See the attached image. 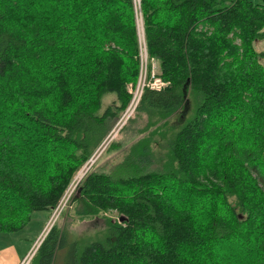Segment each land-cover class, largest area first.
Wrapping results in <instances>:
<instances>
[{
  "label": "trees",
  "instance_id": "1",
  "mask_svg": "<svg viewBox=\"0 0 264 264\" xmlns=\"http://www.w3.org/2000/svg\"><path fill=\"white\" fill-rule=\"evenodd\" d=\"M134 4L0 0V232L50 219L128 106ZM139 6L165 85L144 88L131 122L148 117L138 135L162 123L77 185L78 214L106 229L74 243L70 264H264V0ZM187 102L190 117L167 123ZM64 238L53 224L30 264H54Z\"/></svg>",
  "mask_w": 264,
  "mask_h": 264
},
{
  "label": "rangeland",
  "instance_id": "2",
  "mask_svg": "<svg viewBox=\"0 0 264 264\" xmlns=\"http://www.w3.org/2000/svg\"><path fill=\"white\" fill-rule=\"evenodd\" d=\"M251 1H253L254 3L262 2V0ZM136 2H139L140 4V0H134L137 32L140 41L143 38L142 35L144 34L143 20L140 6L137 5L136 7ZM255 48L258 51L263 50L264 43L256 42ZM142 58L143 60L140 65V70H142V72L140 71L141 79L144 78L145 70L149 69L150 62L152 68L156 69V72L159 71V64L157 61H150L148 56L146 58L144 52L142 53ZM114 100V94H108L107 96H105L103 100L104 108L109 104L113 103ZM183 106L184 108L175 112L167 118V123L171 122L173 126H179L180 123L190 117L193 112L192 105H189L187 102L186 104L184 103ZM134 115L127 121L125 125V128L127 129H122L121 132L119 131L117 135H114V139L111 138L105 143V145L101 148V156L93 163V166L88 169H83L82 166V168H80L77 173H75L69 187L65 191L64 196L60 201L62 204H67L65 205L64 209L62 208V212L60 211V213H57V216L53 220H51L50 225L47 224L49 223L48 221L51 219V217L50 219L47 218L48 213L44 211H38L35 212L30 224L22 230L13 233L0 232V264L11 263L15 259L23 257L25 251L28 248H30V250L33 249L38 238L39 242H41L43 237H45L46 234L50 231L53 224H56L58 229H60L61 233L65 234L62 246L56 252L54 264H70L76 252V248H74V243L85 240H91L96 236H100L102 231L106 229V222L104 221V219L101 218H89L87 216H84V218L82 215L78 214L77 208L79 205H77V203L75 205L73 202L74 197L78 192V187L76 186L77 184L79 185L82 180H84L86 174L95 169L108 171L112 164L123 159L125 153L128 151L131 145L138 141L142 136H146L149 131L154 130L162 123L157 122L153 127L148 129L149 131H145L142 135H138L136 133L137 130H140L141 128H147L148 117L146 115H142L141 117L137 118L135 122L132 123L131 120L134 118ZM116 122L114 123L112 129L114 128ZM170 128L171 127H166V129ZM112 144L116 145L115 147H112L110 149ZM110 216L116 218L115 214H111ZM40 237L42 238L40 239ZM221 257H223V255ZM37 263L38 261L36 260L33 264Z\"/></svg>",
  "mask_w": 264,
  "mask_h": 264
},
{
  "label": "built area",
  "instance_id": "3",
  "mask_svg": "<svg viewBox=\"0 0 264 264\" xmlns=\"http://www.w3.org/2000/svg\"><path fill=\"white\" fill-rule=\"evenodd\" d=\"M137 5L139 6V2H136V7H137ZM142 36H143V38L139 41V43H140L139 49H140V57H141L140 62H142V60H143V58H142L143 52L145 53L146 58L148 56L146 43H145V39H144V34ZM140 71L142 72V70H140ZM141 72H140V76H139V80H138L137 84L135 86L129 85L128 89H129V93L132 95V98H131L128 106L123 111L120 118L117 120L114 128L107 135V137L105 138V140L103 141L101 146L94 152V154L91 156V158L83 165V169L84 168L88 169L91 166H93V163L101 156V153H102L101 148L105 145V143L109 139L113 138L114 135H117L118 132L126 125L127 121L135 114V112L138 108L139 102L141 100V96L143 94L144 88L145 87H151L154 89H160L161 87H163L165 85V83L158 77V75H157L158 72H156V69H153V68L152 69H146L143 79H141ZM112 140H110V141H112ZM66 204L67 203L62 204L60 202L58 207L54 210L53 215L51 216V219L49 220L48 225H50L51 220H53L57 216L56 215L57 213H60V211L62 212V210L64 209ZM41 238L42 237H40V239ZM40 243L41 242H39V238H38L33 249L28 254H26V256L20 261L19 264H30L38 246L40 245Z\"/></svg>",
  "mask_w": 264,
  "mask_h": 264
},
{
  "label": "crops",
  "instance_id": "4",
  "mask_svg": "<svg viewBox=\"0 0 264 264\" xmlns=\"http://www.w3.org/2000/svg\"><path fill=\"white\" fill-rule=\"evenodd\" d=\"M29 249H30V248H28V249L25 251L23 257H25V255L27 254V252L29 251ZM23 257H21V258H17V259H15L13 262H11V263H7V264H18V262H20L21 259H22Z\"/></svg>",
  "mask_w": 264,
  "mask_h": 264
},
{
  "label": "water",
  "instance_id": "5",
  "mask_svg": "<svg viewBox=\"0 0 264 264\" xmlns=\"http://www.w3.org/2000/svg\"><path fill=\"white\" fill-rule=\"evenodd\" d=\"M124 218L122 217L120 220L122 221Z\"/></svg>",
  "mask_w": 264,
  "mask_h": 264
},
{
  "label": "bare ground",
  "instance_id": "6",
  "mask_svg": "<svg viewBox=\"0 0 264 264\" xmlns=\"http://www.w3.org/2000/svg\"><path fill=\"white\" fill-rule=\"evenodd\" d=\"M141 23V22H140Z\"/></svg>",
  "mask_w": 264,
  "mask_h": 264
}]
</instances>
